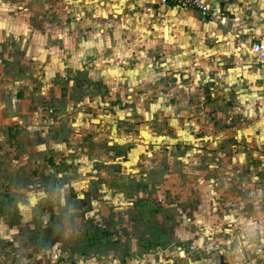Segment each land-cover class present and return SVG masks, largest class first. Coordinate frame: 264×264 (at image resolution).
<instances>
[{
	"label": "rangeland",
	"instance_id": "obj_1",
	"mask_svg": "<svg viewBox=\"0 0 264 264\" xmlns=\"http://www.w3.org/2000/svg\"><path fill=\"white\" fill-rule=\"evenodd\" d=\"M134 6L0 0V264H182L262 215L264 129L207 87L224 53Z\"/></svg>",
	"mask_w": 264,
	"mask_h": 264
},
{
	"label": "crops",
	"instance_id": "obj_2",
	"mask_svg": "<svg viewBox=\"0 0 264 264\" xmlns=\"http://www.w3.org/2000/svg\"><path fill=\"white\" fill-rule=\"evenodd\" d=\"M123 1L130 2L134 8H136L134 5H138L147 12L152 10V5L158 6L159 9L178 7L160 4L158 0ZM203 1L210 9L220 11L226 19V24L203 19L201 12L196 9L185 12L173 10L169 12L171 31H173V35L177 36V39H183L187 37V32L192 27L195 41L196 39L204 40V38L213 39V51L224 53L221 57L216 55V58L225 59L226 64L224 70L219 71V85L207 86L208 89H214V95L218 96V87L224 86L223 92H220L226 96L230 110L246 112L248 115L256 117L247 122L258 129H264V63L258 62L249 48L253 42L264 44V0ZM187 14L197 15L199 21H189ZM258 157L264 159V154H259ZM262 165L264 168V162ZM225 172L233 174V168L229 167ZM247 173L248 171H245V175ZM256 173L251 170L248 174L252 175L251 178L246 176L241 184L248 189L247 191H253V198L259 196L254 199L249 197L248 201H250L249 206L252 203L255 207L260 208L262 215L255 216L253 212L250 213V210L243 211L246 214L249 213V216L228 223L226 230H211L210 253L203 254V248L198 250L195 246L191 257H189L188 253L183 250L185 259H181L182 264H264V178L255 182L252 177ZM248 177L251 181L246 182ZM225 187L231 190L233 186L229 182ZM227 203L231 202L227 201ZM254 224H257L256 227ZM221 239L222 242L219 241ZM227 239L231 241H226ZM178 256L181 257L179 253Z\"/></svg>",
	"mask_w": 264,
	"mask_h": 264
},
{
	"label": "built area",
	"instance_id": "obj_3",
	"mask_svg": "<svg viewBox=\"0 0 264 264\" xmlns=\"http://www.w3.org/2000/svg\"><path fill=\"white\" fill-rule=\"evenodd\" d=\"M160 4L173 5L189 9H196L201 12L203 19L207 21H217L220 24H226L225 17L220 11L210 9L203 0H158ZM251 54L258 62L264 63V44L253 42L250 46Z\"/></svg>",
	"mask_w": 264,
	"mask_h": 264
}]
</instances>
